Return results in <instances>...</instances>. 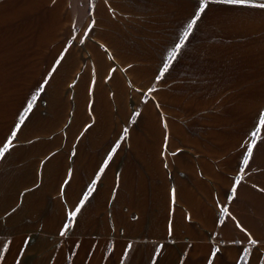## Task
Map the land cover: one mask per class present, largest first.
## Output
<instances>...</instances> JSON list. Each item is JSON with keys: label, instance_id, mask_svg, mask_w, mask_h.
Masks as SVG:
<instances>
[{"label": "crops", "instance_id": "0c3cea01", "mask_svg": "<svg viewBox=\"0 0 264 264\" xmlns=\"http://www.w3.org/2000/svg\"><path fill=\"white\" fill-rule=\"evenodd\" d=\"M199 6L0 0V264H264V9Z\"/></svg>", "mask_w": 264, "mask_h": 264}, {"label": "snow or ice", "instance_id": "6c2138e0", "mask_svg": "<svg viewBox=\"0 0 264 264\" xmlns=\"http://www.w3.org/2000/svg\"><path fill=\"white\" fill-rule=\"evenodd\" d=\"M213 3H224V4H228V5H238V6H250V7H254V8H258V9H264V3H257V2H255V0H200V6H199L198 11L195 14V18L188 24V26H187L184 34H183L181 43L177 45V48L175 51H179V49L183 46V42L186 41L188 39L189 35L192 33L193 26L197 24V22L201 19L202 14L205 13L207 8ZM173 58H174V56H173ZM30 109H31V105H29V110ZM261 125H264V119L261 120ZM12 135L14 137L15 132ZM253 135L255 136L256 133H253ZM8 143L11 144V141H9ZM252 147H255V144H253L249 148V152H248L249 156H251V154H252V151H251ZM6 151H7V148L0 150V158L4 157ZM235 193H236V189L233 188L232 194L235 195ZM76 212H79V209H77ZM75 215H76V213H71L69 218L74 220ZM253 243H256V242L253 241Z\"/></svg>", "mask_w": 264, "mask_h": 264}, {"label": "rangeland", "instance_id": "374dc122", "mask_svg": "<svg viewBox=\"0 0 264 264\" xmlns=\"http://www.w3.org/2000/svg\"><path fill=\"white\" fill-rule=\"evenodd\" d=\"M161 80V79H160ZM159 80L157 79L155 84H159ZM128 84H130V86L136 87V84H138V86L144 90L141 94H136L134 91H132L131 89L128 90V94H125V108L123 110L124 112V121L125 122H130L129 124H131V119L135 118L140 110V107H143L142 105L149 101L151 99L152 94L150 92H146L147 91V87L149 85H151L150 83L144 82V79H141L140 81H138L136 84H132L130 81H128ZM127 107V108H126ZM107 113V117L110 116V113L112 111L110 110H106L105 111ZM129 118H131L130 120H128ZM129 126L127 125V127L125 126V133H127L129 130Z\"/></svg>", "mask_w": 264, "mask_h": 264}]
</instances>
